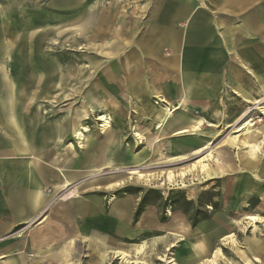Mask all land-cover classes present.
<instances>
[{"label":"crops","instance_id":"1","mask_svg":"<svg viewBox=\"0 0 264 264\" xmlns=\"http://www.w3.org/2000/svg\"><path fill=\"white\" fill-rule=\"evenodd\" d=\"M256 1L144 0L141 11H147V21L134 20L128 27L119 26L112 32L114 41L107 46H93L97 54H92L89 62L94 69L103 63L97 59L100 55L118 59V66L108 65L103 72H39L35 80L31 76V83L38 81L36 86L28 85L24 72H17L14 78L6 74L8 59L12 60L11 43L0 42V235H5L2 222L10 227L30 224L50 206V216L58 220L52 238L46 231L39 239L31 237L36 241L29 247L36 254L35 260L30 261L22 252L25 247L29 249L28 244L18 243L14 249L18 253L0 264H106L111 254L127 250L119 243L125 235L142 239L167 232L164 239L144 241L145 246L159 242L172 246L183 239L181 233L195 235V239L209 244L224 236L219 221L225 218L220 214L210 216L205 225L192 231L181 214L169 209L165 216L161 205H157L135 222L142 206L136 204V192L116 188L119 181L112 182L108 175L144 165L150 157H167L166 152H177L172 157H188L208 151L216 162L210 164V176L200 174L199 179L204 181L198 185L234 176L235 180L228 182V195L237 202L245 199L247 206L258 200L254 190L264 197V152L245 146L243 136L233 150L223 141L212 151L225 129L216 130L218 126L195 112L218 115L215 88L206 83L221 78L231 83L235 95L248 104L239 118L225 119L222 124L262 122L254 116L264 117L258 109L264 101L253 91L257 86V93L264 95V72H252L246 63L264 56L262 47L247 42L254 37L264 40V9L240 15ZM60 3L56 1V6ZM95 16L91 9L81 8L69 17L40 19L31 15V23L22 22L25 26L38 22L44 29L54 26L57 31L73 27L77 34H92L91 38L106 36L95 26ZM239 16L241 21H237ZM0 21L7 35L12 36L11 29L19 22L14 0H0ZM143 26L146 36L138 43L133 37H124ZM135 43L136 48L129 50ZM167 47L171 53L164 56L162 51ZM227 55H231L230 61ZM261 62L264 67V59ZM237 63L250 72H237ZM138 64L144 69L127 72ZM156 66L162 72H149ZM122 69L124 72H120ZM164 79L180 82L179 100L173 104L154 85ZM46 99H51V104L70 103L64 110L44 106ZM232 108L228 110L241 109L237 105ZM110 110L119 120H114ZM101 116L111 122L107 131L101 127ZM134 119L144 126H134ZM126 120L129 137L125 136ZM129 138L133 146L128 145ZM233 151L237 153L233 155ZM117 193L126 196L118 198ZM198 197V191H189V202ZM248 251L264 252V244L250 241Z\"/></svg>","mask_w":264,"mask_h":264},{"label":"rangeland","instance_id":"2","mask_svg":"<svg viewBox=\"0 0 264 264\" xmlns=\"http://www.w3.org/2000/svg\"><path fill=\"white\" fill-rule=\"evenodd\" d=\"M56 1L59 2V0H14L15 16L19 22H17L18 25H15V28L11 29L12 36L7 35V29L4 28L3 22L0 21V42L11 43L12 60L7 57L9 62L6 65V74L8 76L14 78L17 72H24L26 80L29 81L28 85L30 83L32 86H36L38 85V81L31 83V76L35 80V76H39V72H103L108 65L118 66L119 61L118 59L110 60L100 55L97 59L103 63L97 70L94 69L89 62L91 55L97 54L93 50V46H107L108 43L114 41L115 37H113L112 32L119 26L128 27L134 20L147 21V11H141L144 0H60V12L57 10L59 6H56ZM81 8L84 10L91 9L95 12V26L102 32H105L106 36L102 35V37L91 38L92 34L85 36L77 34L75 32L76 28L73 27L57 31L54 26L44 29L42 24L38 22L29 26L23 25L22 22L24 21L25 24L31 23V15L40 19L43 17L55 19L58 16L69 17ZM256 9H264V0L254 2L241 12L240 15L243 16L246 12ZM237 21H241L240 16L237 18ZM177 25L182 31V23L180 24L179 22ZM145 36L146 33H144L143 26L141 30L127 33L124 37L127 39L133 37V41L137 42ZM22 37H24L23 40ZM76 38L78 39L76 40ZM36 40L37 42H35ZM247 42L252 43L254 47L260 46L264 50V40L260 38L254 37ZM137 43L132 44L129 50L135 49L138 45ZM162 52L164 56H169L171 49L167 47ZM261 59H264V56L259 55L258 60L253 59L246 64L251 68L252 72H264V67H261ZM227 60H231V55H227ZM138 69H144V67L138 64V66L135 65V67L128 69L127 72H135ZM237 70V72H250L244 64H238ZM150 71L162 72L159 71V67L157 66L151 67ZM120 72H124V69ZM223 72L229 71L225 70ZM230 84L221 78L217 81L214 80L213 84L209 81L206 83L207 87L214 86L215 88L217 98L214 102L218 115H214L213 113L202 114L203 111L201 110L195 111L196 115L203 116L209 122L218 126L216 130L223 131V128L225 129L219 142L212 146V151L223 145V141H225L226 148L232 146L233 150L235 144H240L241 136H243V139H246L249 133L246 128L238 130V128L245 126V122L230 126L222 124V121L225 119L239 118L244 112L243 109L248 106V104H245L235 95ZM154 85L163 91L162 94H165L172 104L179 100V81L164 79L163 81L154 83ZM257 89L258 87L256 86V92L253 91L255 97L264 101V95L259 92L257 93ZM50 102L52 103L51 99H46L43 105L57 106L66 110L68 103H70L69 100L53 104ZM235 105L241 107V109L231 110ZM230 107L231 109L228 110ZM260 111L262 112V109ZM109 113L111 114L112 111L110 110ZM222 113L223 117L221 118ZM104 114L107 113L99 112V115ZM252 114L255 115V111ZM111 115L114 117V120H119L117 115ZM254 117L261 119L262 122L253 120L254 126L251 129L257 128L259 133L262 132L263 135L256 140L257 147L255 149L264 152V126H260L264 123V117L261 115H255ZM126 118L127 116H124V120ZM219 119H221V122L218 121ZM124 123L127 127L125 136L129 137L128 121L126 120ZM133 125L137 126V128L144 126L137 124L136 119L133 120ZM116 126L115 124L113 128ZM206 130H210V128L206 127ZM171 141L174 143L176 140ZM128 145L133 146V139H128ZM66 146L67 144H65L63 149H66ZM207 152H204L202 155L188 157H172L177 152H166L167 157L164 156L158 160L150 157L144 165L139 166L138 164L135 167L126 169L124 172L108 175L112 177V182L119 181L116 188L136 192L134 194L136 204H142L140 211L134 219L136 223L147 210L153 211L157 205H161L160 208H162L165 216L169 209L181 214L192 231L205 225L210 216L213 218L216 214H220V217L225 218L226 221H219L223 230L222 235L224 236L210 244L204 239L200 240L198 237L195 239V235L181 233L184 240L180 239L172 246L170 244L164 246L162 242L145 246L142 245L144 241L152 238L164 239L167 237V232L142 239L125 235L124 239L119 240L121 241L119 243L127 249L123 252L129 254L130 261L137 264H172L169 263L170 260H174L176 264H264V252L250 253L248 251V243L250 241H259L261 244H264V197L261 194H257V191L254 190L253 195L254 197H258V200H254L253 203L247 206H245V199L237 202L235 197L228 195L230 190L228 189V182L235 180L234 176H225L204 185H198L199 182L204 181L201 178L199 179L200 174L209 176L210 164L216 162L214 156ZM233 153L235 155L237 151H233ZM199 160H202L203 165H207L205 169H202L198 163ZM170 172L174 175L170 176ZM139 173L146 175V178H139ZM189 191H198V199L189 202ZM115 196L124 198L126 195L117 193ZM52 209L53 207L51 208V206L46 208L43 214L37 215L30 224H20L10 227L7 225L8 222H2L1 229L5 232V235H0V263L7 262L11 255L18 253V251L14 252V249H17L18 243H24L25 246L28 244V248H31L32 244L36 242L32 241L31 237L35 238V240L39 239L43 231H46L48 233L47 236H51L50 238L55 235L54 232L57 230L58 220L50 216ZM222 230L219 229V231ZM226 238L229 239L226 240ZM8 248L13 249V252L8 253L6 250ZM30 248L26 250L25 247L22 252L25 253L30 261H33L36 259V254ZM115 253L111 254L106 264H124L121 259L114 257L116 256Z\"/></svg>","mask_w":264,"mask_h":264},{"label":"bare ground","instance_id":"3","mask_svg":"<svg viewBox=\"0 0 264 264\" xmlns=\"http://www.w3.org/2000/svg\"><path fill=\"white\" fill-rule=\"evenodd\" d=\"M259 104V102H258ZM261 104V103H260ZM257 105V104H256ZM259 110L262 109V112H264V106L263 107H260L258 108ZM257 110V109H256ZM264 114V113H263ZM101 120L103 121V125H101V127L104 129V131H107L110 127H111V122L110 120L107 118V117H104V116H101L100 117ZM253 120H249V122L245 123V126L244 127H240L238 128V130H242L243 128H246L248 129L249 133L244 141L245 143V146L247 145V147L249 146L250 148L252 149H255L257 147V143H256V140L259 139L260 136H263L262 135V132L259 133L258 129L255 128V129H251L253 125ZM101 123V122H100ZM84 124V123H83ZM85 125V124H84ZM80 137L81 138H84V136L80 133ZM198 163L201 165L202 169H205L206 165H203L202 163V160H199ZM184 174V173H183ZM139 178H146V175L142 174V173H139ZM170 176H173L174 174L172 172H170L169 174ZM210 176V175H209ZM68 188V187H67ZM80 190V189H79ZM83 190V189H82ZM71 193V192H70ZM78 194V193H77ZM101 198V197H100ZM119 214V213H118ZM123 215H121L122 217ZM145 235V234H144ZM229 238H226V240H228ZM38 241V240H37ZM110 252V251H108ZM116 256L114 257H117L119 259L122 260V262L124 264H137L136 262H133V261H130V257H129V254L123 252V251H118L115 253ZM115 259V258H113ZM162 259V258H161ZM104 260V259H103ZM78 261V260H77ZM79 262V261H78ZM169 263H172V264H176L174 262V260H170ZM212 263V261H211ZM72 264V263H70Z\"/></svg>","mask_w":264,"mask_h":264}]
</instances>
